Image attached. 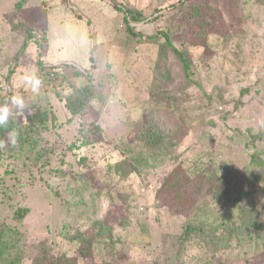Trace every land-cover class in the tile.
I'll list each match as a JSON object with an SVG mask.
<instances>
[{
  "label": "rangeland",
  "instance_id": "rangeland-1",
  "mask_svg": "<svg viewBox=\"0 0 264 264\" xmlns=\"http://www.w3.org/2000/svg\"><path fill=\"white\" fill-rule=\"evenodd\" d=\"M178 1L0 0V95L26 28L41 31L46 40L28 41L8 89L25 107L11 100L8 107L18 124L26 123L35 103L48 101L55 116L42 140L52 166L7 180L9 197L0 203V219L25 235L23 264L77 255L67 234L90 235L94 221L111 233L96 243V259L87 264H202L199 258L215 251L213 244L206 235L184 242L183 229L195 220H227L230 206H238L231 201L237 192L247 193L240 204L252 206L262 231L255 239L248 227L251 243L220 247L213 264H264V190L252 183L247 135L264 132V0H188L166 9ZM114 4L153 19L162 9L153 23L130 25L151 35L170 23L174 45L190 56L195 84L185 80L172 53L160 59L158 46L130 36ZM39 62L68 67L56 69L48 89L33 93L20 78L35 73ZM75 70L91 74L97 99L74 118L64 98L82 81ZM148 126L167 141L159 152L142 155L141 132ZM255 146L264 158V140ZM199 154L211 184L230 192L203 198L207 183L195 178L186 188L199 185L203 192H195L193 208H182L159 189L171 170L191 165ZM136 155L144 162L135 173H111L110 165ZM17 207L29 210L21 224L11 219Z\"/></svg>",
  "mask_w": 264,
  "mask_h": 264
},
{
  "label": "trees",
  "instance_id": "trees-1",
  "mask_svg": "<svg viewBox=\"0 0 264 264\" xmlns=\"http://www.w3.org/2000/svg\"><path fill=\"white\" fill-rule=\"evenodd\" d=\"M188 0H179L167 7V10L176 9L178 6H183ZM114 10L123 13L124 22L126 24V31L130 36L137 39L140 43H145L153 46H158L160 48V59L165 58L167 52L173 54L177 59L180 67L183 71L184 78L189 84H195L194 80V70L191 66L190 56L186 54L183 50L177 48L173 39L175 36L174 31L171 28V24H165L162 27L156 29L154 34L146 35L141 32H136L135 29L130 25L138 23H153L158 19L159 14L163 11L162 9L156 10L158 16L152 18L146 16L141 11L134 9H123L117 5H113ZM196 9V14H199V8ZM27 37L24 39L21 47L15 54L12 62V67H10L4 76V85L6 93L0 95V105L7 104L11 100L12 94L8 91L10 87L11 77L16 72V66L20 59L23 57L26 48L28 46V41L32 38H37L41 41L46 40V36L43 32L39 31L37 34H33L31 28H26ZM68 66L60 63L59 65H44L43 62L38 63L37 71L34 73L41 81L40 89L45 91L53 84L54 77L58 74L56 69L67 68ZM74 77L80 78L82 81L78 86H76L72 92L65 96L64 107L71 115V117H79L84 112L86 107L95 99H97V90L93 82L91 74L87 71L75 70ZM0 84V90H2ZM39 89V90H40ZM245 91H242L244 93ZM222 104H226L225 101ZM48 101L33 104V108L28 116L26 123L18 124L15 121L14 116H9L8 125L5 128H0V141L4 143V147L0 148V203H4L9 197V190L11 189L7 184V180L13 179V176H20L25 173H30L32 170L40 169L43 166H52L50 163L53 159L49 160L46 156L49 154L42 144L43 135L48 132L49 125L55 122V116L51 113V108L48 106ZM239 108V106H238ZM227 116L224 117L226 119ZM16 129L19 133L17 138V143L13 146L8 141L7 133ZM248 142L250 143V169H251V179L252 183L255 185H262L264 190V158L262 154L256 149V143L264 140V132L258 134H250L248 131ZM140 154L144 155L145 151L154 152L157 148L156 153L165 144L167 138L159 133L155 128H148L142 133L140 139ZM125 154H132L134 151L130 149L129 146H125ZM201 154L197 155L191 165L181 166L177 165L169 175L164 180L159 193H165L170 196L178 205L182 208H193L194 198L196 193L203 192L202 186H197L196 190L188 191L186 188L190 180L195 178L199 179V183L204 181L207 183L206 191L203 194V198L207 196H214L220 193V196L230 192L223 191V186H218L219 190L213 186L210 180L207 179V170L203 166ZM139 155L127 159H122L119 162L110 165L111 173L118 174L122 178L129 177L131 174L135 173L137 168L143 166L142 160ZM147 163V162H146ZM189 181V182H188ZM235 185H239L237 182ZM196 192V193H195ZM232 195V194H231ZM230 196V195H229ZM247 196L246 192H237L236 196L233 197L231 201L236 203L238 206L236 208L230 206V211L228 213V219L223 222H218L217 219H212L209 224L206 222L189 223L183 229V240L197 239L201 235H206L207 241L212 245L213 250L210 253L204 254L199 258V262L202 264H213L212 255L220 247L230 248L236 246V248H245L252 239L249 235L244 232L251 227L252 233L259 237L262 231L261 218L258 214L254 212L252 206H249L248 202L245 204H240L241 201ZM221 198V197H220ZM222 199V198H221ZM29 210L23 207H17L13 209L11 219L17 224H21L27 217ZM260 215V214H259ZM261 216V215H260ZM70 231V230H69ZM111 228L103 227L100 221H94L92 224V232L89 235L88 232H81L78 229L71 234L68 232L67 240L77 252V255L70 256L68 254L62 255L60 258L50 257H37L34 259L32 264H87L85 261L88 259L90 263H93L96 259L93 249L96 243H101L104 234H110ZM109 236V235H108ZM204 239V237H203ZM205 240V239H204ZM206 241V242H207ZM225 243L224 245H222ZM222 245V246H221ZM25 251V235L21 230L16 227H12L7 223V220L0 219V264H23L26 257ZM29 255V254H28ZM211 256V259L209 258ZM214 256V255H213Z\"/></svg>",
  "mask_w": 264,
  "mask_h": 264
},
{
  "label": "clouds",
  "instance_id": "clouds-1",
  "mask_svg": "<svg viewBox=\"0 0 264 264\" xmlns=\"http://www.w3.org/2000/svg\"><path fill=\"white\" fill-rule=\"evenodd\" d=\"M21 85L26 90H31L33 93H37L41 86L40 79L35 76V74H24L20 78ZM11 102L14 104L17 108L23 109L25 107L23 98L19 95H13L11 97ZM11 115L9 107L7 104L0 105V128H5L8 125L9 116ZM8 141L11 145H15L17 143L18 138V131L16 129L10 130L8 133ZM4 147V143L0 141V148Z\"/></svg>",
  "mask_w": 264,
  "mask_h": 264
}]
</instances>
